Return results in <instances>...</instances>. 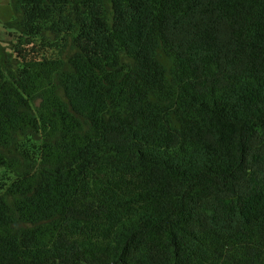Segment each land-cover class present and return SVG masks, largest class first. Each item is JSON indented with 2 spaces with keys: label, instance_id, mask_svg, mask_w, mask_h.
Returning <instances> with one entry per match:
<instances>
[{
  "label": "trees",
  "instance_id": "trees-1",
  "mask_svg": "<svg viewBox=\"0 0 264 264\" xmlns=\"http://www.w3.org/2000/svg\"><path fill=\"white\" fill-rule=\"evenodd\" d=\"M9 2L0 264H264V0Z\"/></svg>",
  "mask_w": 264,
  "mask_h": 264
},
{
  "label": "rangeland",
  "instance_id": "rangeland-1",
  "mask_svg": "<svg viewBox=\"0 0 264 264\" xmlns=\"http://www.w3.org/2000/svg\"><path fill=\"white\" fill-rule=\"evenodd\" d=\"M14 15L9 0H0V58L3 52L10 53L13 59L19 58L18 48L30 55L29 57L34 56L38 59L65 57L71 52L69 43L62 35L58 38L55 33L42 30L44 36H27L7 25Z\"/></svg>",
  "mask_w": 264,
  "mask_h": 264
}]
</instances>
